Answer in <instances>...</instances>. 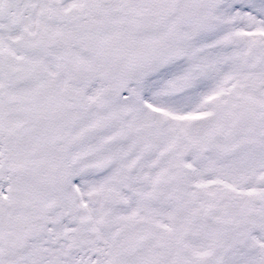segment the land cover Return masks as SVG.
<instances>
[{"label": "snow or ice", "instance_id": "snow-or-ice-1", "mask_svg": "<svg viewBox=\"0 0 264 264\" xmlns=\"http://www.w3.org/2000/svg\"><path fill=\"white\" fill-rule=\"evenodd\" d=\"M0 264H264V0H0Z\"/></svg>", "mask_w": 264, "mask_h": 264}]
</instances>
